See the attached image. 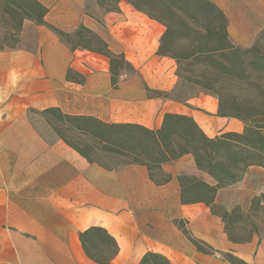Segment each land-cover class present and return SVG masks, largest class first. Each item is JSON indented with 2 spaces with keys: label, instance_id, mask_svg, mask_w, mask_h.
<instances>
[{
  "label": "crops",
  "instance_id": "0c3cea01",
  "mask_svg": "<svg viewBox=\"0 0 264 264\" xmlns=\"http://www.w3.org/2000/svg\"><path fill=\"white\" fill-rule=\"evenodd\" d=\"M37 1L48 8L46 24L69 33L86 28L130 69L118 70L113 85L106 56L72 50L47 26L27 20L14 47L0 46V264H97L79 239L91 227L104 229L118 246L107 264H139L148 252L171 264H231L227 255L264 264V230L233 243L221 216L203 203H181L178 177L215 183L192 156L161 164L163 178L155 183L144 166L90 163L52 130L53 138H44L30 115L49 108L151 130L161 127L165 114L186 115L209 138L241 133L243 124L217 116V99L205 94L184 104L171 98L177 63L158 54L166 29L128 2L96 16L86 0ZM208 1L226 17L233 45L250 47L264 29V0ZM226 192L229 207H247L264 194V169L248 167Z\"/></svg>",
  "mask_w": 264,
  "mask_h": 264
},
{
  "label": "trees",
  "instance_id": "16d2710c",
  "mask_svg": "<svg viewBox=\"0 0 264 264\" xmlns=\"http://www.w3.org/2000/svg\"><path fill=\"white\" fill-rule=\"evenodd\" d=\"M113 1L116 5L120 1L128 2L137 11L161 23L166 28L158 50V54L161 56H169L177 63L187 61L190 57H202L205 62V60L216 61L217 56L214 55L229 52L232 57L228 64L232 68H235L238 64L244 70L242 56H252L253 59L249 65L250 72H245L239 76H231L230 81L240 83L252 76L256 77L264 73V54H261L256 45L241 50L230 45L228 41H217L218 44H215L212 48L192 51L189 56L178 57L172 53L173 50L169 48L176 41H167V38L172 35L173 27L179 31L187 28L185 19L192 18L191 9L211 8L216 10L222 20V24L219 23V26L222 29L223 36L226 37V17L208 0ZM4 3L13 7L17 6L21 10L25 16L21 24L25 20L31 21L37 25L47 26L61 40L67 36L63 31L45 23L44 18L48 13V8L37 0H5ZM213 26H216L215 23H213ZM81 28L91 33L86 28ZM92 36L103 46L102 49L93 50L81 45H70V48L74 50L77 47H83L106 56L109 59L111 78L114 85L118 70L123 65L128 69H130V66L121 55L111 53L105 43L95 35L92 34ZM65 43L68 45L67 42ZM219 64L224 66L225 69L228 66L222 61ZM178 76L180 77V75ZM220 80L218 81L220 82ZM153 94L157 97L165 96L164 93L160 92H153ZM215 95L218 99L217 116L234 118L242 122L243 131L241 133L224 132L214 138H209L193 118L180 114H165L162 125L157 130H151L136 124H106L91 117L65 115L57 108L45 109L38 112V114L55 118L57 124L50 126L52 132L88 162H94L91 155L92 148L87 147L89 151L83 149L69 138V133L90 136L102 145V150L106 153L117 154L125 158L131 157V160L122 164L146 167L150 180L155 183L159 181L155 179L153 171H158L161 164L185 155L192 156L197 169L208 174L215 181V185H209L193 177H178L180 201L183 204L203 203L211 208L218 190L239 182L248 167L258 166L264 169V89L259 88L254 98V101L258 102L253 105L224 93H216ZM249 211L259 213L264 217V194L251 199ZM236 212H241L238 206H235L230 212L221 214L222 222L227 231L231 227L229 223L230 215ZM250 217L247 216V218ZM257 231V228H255L254 232ZM227 235L233 243H243L250 238L237 240L232 238L230 234L227 233ZM79 239L85 255L97 264H107L118 252L115 240L102 228L91 227L80 233ZM195 245L198 250L204 251L197 242H195ZM226 257L231 264H243L231 255ZM139 264L171 263L160 254L148 252Z\"/></svg>",
  "mask_w": 264,
  "mask_h": 264
},
{
  "label": "rangeland",
  "instance_id": "374dc122",
  "mask_svg": "<svg viewBox=\"0 0 264 264\" xmlns=\"http://www.w3.org/2000/svg\"><path fill=\"white\" fill-rule=\"evenodd\" d=\"M4 2L5 0H0V46L6 45L14 47L17 44V37L19 35L22 19L25 16L17 6L13 7L11 5H6ZM86 7L88 13L98 16L104 12L117 10L118 4L116 5L113 0H86ZM191 14V19H185L187 28L179 31L175 30L173 27L172 35L167 38V41H176L173 42L169 48L173 50L172 53H174V55L178 57L189 56L192 54V51L196 52L204 50L205 48H212L215 44H218L217 41H228L230 45L235 48L241 50L246 49L233 45L228 40L227 35L226 37L223 36L222 29L219 26V23L222 24V20L216 10L211 8L191 9ZM213 23H215L216 26H213ZM81 27L82 26L77 27L70 33L63 31L67 36L60 40L67 42L69 46L81 45L93 50L102 49L103 46L93 38L92 34ZM253 41L255 42L252 45H256L261 54H264V29L257 33ZM222 54L219 53L214 55L217 56L216 61L205 60L204 62L202 57H190L187 61H182L180 63H177L175 60L177 63V85L171 93V98L176 102L184 104L199 93L215 99H217V96L215 95L216 93H224L233 98L240 99V101H246L251 105L257 103L258 101L255 102L254 98L260 87L264 89V73H261L256 77L252 76L250 79L240 83L230 81L231 76H239L245 72H250L249 65L253 60L252 56H242L244 61V70H242L238 64L235 68H232L231 65L229 66L228 63L232 57L229 52ZM220 61L226 63V65L228 64L226 69L219 64ZM123 69L128 68L123 65L119 70ZM178 75H180L181 78ZM218 80H220V82ZM30 118L34 123V126H36L45 139L53 138L50 126L52 124H57L55 118L52 116H42L38 113H32ZM68 135L74 143L83 149L89 151L87 147H91L93 160L105 167H116L132 159L131 157L125 158L117 154L104 152L102 150V145L90 136L74 135L71 133ZM244 174L242 175V178ZM153 175L157 180L163 178L156 170L153 171ZM237 183L218 190L215 199H217L218 203H221L222 205H212L210 209L213 213L221 216L223 212H230L234 208L233 206L229 207L227 205L229 198H231L229 195L230 193H223L229 191V189ZM213 185H215V183ZM222 206H226L228 209L223 210L221 209ZM238 207L241 212H236L230 215L229 223L231 224V227L229 231L225 229V225L222 222L226 233L230 234L232 238L240 240L257 235L261 230H264V217L259 213L250 212V203L247 207ZM247 216L251 217L247 218ZM255 228L258 230L256 233L254 232Z\"/></svg>",
  "mask_w": 264,
  "mask_h": 264
}]
</instances>
